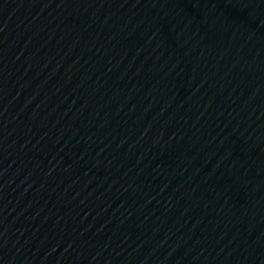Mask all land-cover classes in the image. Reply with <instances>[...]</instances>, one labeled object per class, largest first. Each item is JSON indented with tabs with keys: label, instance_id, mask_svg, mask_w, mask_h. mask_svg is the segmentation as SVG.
<instances>
[{
	"label": "water",
	"instance_id": "obj_1",
	"mask_svg": "<svg viewBox=\"0 0 264 264\" xmlns=\"http://www.w3.org/2000/svg\"><path fill=\"white\" fill-rule=\"evenodd\" d=\"M0 250L264 264V0H0Z\"/></svg>",
	"mask_w": 264,
	"mask_h": 264
}]
</instances>
